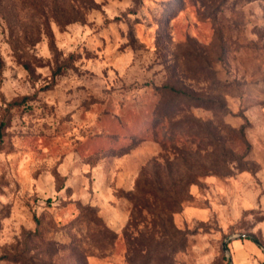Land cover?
<instances>
[{
    "label": "rangeland",
    "instance_id": "rangeland-1",
    "mask_svg": "<svg viewBox=\"0 0 264 264\" xmlns=\"http://www.w3.org/2000/svg\"><path fill=\"white\" fill-rule=\"evenodd\" d=\"M227 239L264 264V0H0V264Z\"/></svg>",
    "mask_w": 264,
    "mask_h": 264
},
{
    "label": "water",
    "instance_id": "water-1",
    "mask_svg": "<svg viewBox=\"0 0 264 264\" xmlns=\"http://www.w3.org/2000/svg\"><path fill=\"white\" fill-rule=\"evenodd\" d=\"M237 236L242 237V236H244V234L235 235L234 237H237ZM230 238H232V237H230ZM230 238H229V239H230ZM227 242H228V239L224 242V251L228 254L229 259H230V262H231V264H232V257H231V255H230V251H229V248H228Z\"/></svg>",
    "mask_w": 264,
    "mask_h": 264
}]
</instances>
